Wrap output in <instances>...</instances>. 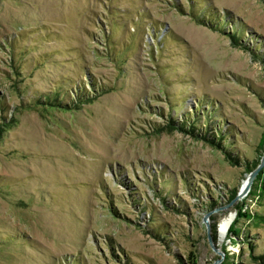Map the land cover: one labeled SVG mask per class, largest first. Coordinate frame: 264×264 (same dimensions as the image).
Masks as SVG:
<instances>
[{
    "label": "rangeland",
    "instance_id": "rangeland-1",
    "mask_svg": "<svg viewBox=\"0 0 264 264\" xmlns=\"http://www.w3.org/2000/svg\"><path fill=\"white\" fill-rule=\"evenodd\" d=\"M263 152L264 0H0V264H264Z\"/></svg>",
    "mask_w": 264,
    "mask_h": 264
},
{
    "label": "water",
    "instance_id": "water-1",
    "mask_svg": "<svg viewBox=\"0 0 264 264\" xmlns=\"http://www.w3.org/2000/svg\"><path fill=\"white\" fill-rule=\"evenodd\" d=\"M264 164V152L261 156L260 162L252 169L249 171L247 178L245 179V183L242 186V193H244L251 185L255 175L257 174L258 170L263 166ZM204 221H206V217L203 218Z\"/></svg>",
    "mask_w": 264,
    "mask_h": 264
},
{
    "label": "bare ground",
    "instance_id": "bare-ground-1",
    "mask_svg": "<svg viewBox=\"0 0 264 264\" xmlns=\"http://www.w3.org/2000/svg\"><path fill=\"white\" fill-rule=\"evenodd\" d=\"M245 181H246V180L244 179V181H243V185H244ZM231 217H232V216L229 215V216H227L225 219L222 220V223H221L222 230H225V229H226L227 225L229 224V220H230Z\"/></svg>",
    "mask_w": 264,
    "mask_h": 264
},
{
    "label": "trees",
    "instance_id": "trees-1",
    "mask_svg": "<svg viewBox=\"0 0 264 264\" xmlns=\"http://www.w3.org/2000/svg\"><path fill=\"white\" fill-rule=\"evenodd\" d=\"M234 39V38H233Z\"/></svg>",
    "mask_w": 264,
    "mask_h": 264
}]
</instances>
